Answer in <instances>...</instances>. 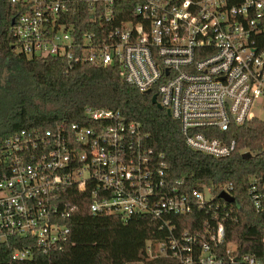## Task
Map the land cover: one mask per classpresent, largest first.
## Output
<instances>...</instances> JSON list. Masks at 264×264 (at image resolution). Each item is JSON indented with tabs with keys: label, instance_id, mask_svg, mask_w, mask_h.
Instances as JSON below:
<instances>
[{
	"label": "built area",
	"instance_id": "obj_1",
	"mask_svg": "<svg viewBox=\"0 0 264 264\" xmlns=\"http://www.w3.org/2000/svg\"><path fill=\"white\" fill-rule=\"evenodd\" d=\"M11 1L23 9L12 25L20 54L117 66L125 83L156 95L194 152L231 156L236 142L216 133L261 119L257 108L264 115V0ZM84 115L23 129L0 146V245L11 262L77 247L69 223L80 211L73 200L84 196L92 216L158 221L168 238L146 242L148 260L264 264V237L253 253L226 239L224 222L236 200L218 196L222 204H215L211 187L186 191L183 179L169 180L164 156L120 111L88 107ZM221 193L234 197L230 188ZM249 193L262 212L264 182L253 179ZM195 208L212 214L215 226L178 232L172 219Z\"/></svg>",
	"mask_w": 264,
	"mask_h": 264
},
{
	"label": "trees",
	"instance_id": "obj_2",
	"mask_svg": "<svg viewBox=\"0 0 264 264\" xmlns=\"http://www.w3.org/2000/svg\"><path fill=\"white\" fill-rule=\"evenodd\" d=\"M23 12L19 4L11 0H0V146L15 133L33 127L49 128L63 120L82 121L86 108L120 111L129 121L140 123L147 135V144L155 155L164 156L167 174L171 181L183 179L186 191L211 187L216 194V203L224 188H230L236 203L234 213L224 222L227 241L236 244L246 253L261 248L264 237V210H255L249 193L253 179L264 182V120L254 119L242 126H232L216 136L234 140L236 149L227 158H213L190 150L181 134L180 126L165 109L152 103L153 95H144L134 86L125 83L117 66L101 67L86 64H69L65 60L47 57L32 58L20 54L12 33V22ZM129 15L122 19L130 18ZM252 157L246 159L241 150ZM73 200L80 207L73 229L83 225L79 219H87L90 225L88 202L82 198ZM105 217V216H104ZM103 230L124 239L136 234L137 244L130 245L114 257L110 264H180L170 256H159L148 260L145 253L147 241L167 240L168 232L161 231L160 223L149 216L111 215ZM213 215L195 208L190 214L176 216L171 225L178 232L203 231L206 223L215 226ZM74 241L73 234L70 237ZM76 242V241H74ZM77 243V242H76ZM89 246L94 251L97 244H80L64 249L52 257L38 255L24 263L11 262L8 247L0 245V264H63L72 260L74 251ZM263 248V246H262ZM52 258L48 263L47 259Z\"/></svg>",
	"mask_w": 264,
	"mask_h": 264
},
{
	"label": "rangeland",
	"instance_id": "obj_3",
	"mask_svg": "<svg viewBox=\"0 0 264 264\" xmlns=\"http://www.w3.org/2000/svg\"><path fill=\"white\" fill-rule=\"evenodd\" d=\"M260 104L264 106V100ZM255 112L264 120V115L260 114L258 108L255 109ZM77 222L83 225L74 231V241L80 244H97V249L94 251L89 246L76 248L72 260L63 264H110L114 257L122 256L120 253L125 248L139 243L136 234L126 236L124 239L115 237L111 242L110 233L107 230L99 229L107 224V218L104 216L98 215L88 219L90 225H85L87 219L84 218Z\"/></svg>",
	"mask_w": 264,
	"mask_h": 264
},
{
	"label": "water",
	"instance_id": "obj_4",
	"mask_svg": "<svg viewBox=\"0 0 264 264\" xmlns=\"http://www.w3.org/2000/svg\"><path fill=\"white\" fill-rule=\"evenodd\" d=\"M12 24H14V21L12 22ZM144 95H150V92H145ZM152 103L154 105H156L158 109H160V110L163 109V107L158 103L156 95L153 96ZM167 114L170 116V111H167ZM243 157L246 159H249L252 157V154L248 152V153L244 154ZM219 198L223 199L227 203H234L235 202V198L230 196L229 194H226V193H221L219 195Z\"/></svg>",
	"mask_w": 264,
	"mask_h": 264
}]
</instances>
